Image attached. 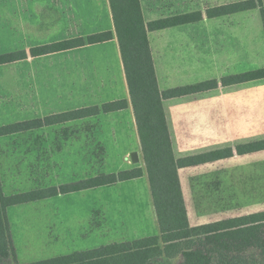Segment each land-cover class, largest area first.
<instances>
[{"label": "crops", "instance_id": "1", "mask_svg": "<svg viewBox=\"0 0 264 264\" xmlns=\"http://www.w3.org/2000/svg\"><path fill=\"white\" fill-rule=\"evenodd\" d=\"M240 1L245 0H140L146 24L201 15L194 21L148 32L160 90L219 81L213 89L164 99L176 158L225 148L235 151L232 157L179 168L189 221L192 212L196 213L190 206L201 205L198 192L220 189L214 187L219 183L217 177L202 181L201 175L221 163L223 168L224 163L233 165L235 159L264 154V150L236 152L239 145L264 139V78L222 83L224 77L264 68V5L229 14H208L209 9ZM102 32H113L114 37L45 55L30 53L35 46ZM0 33L3 39L22 40L13 46H0V54L20 50L28 54L0 65V126L127 101L122 109L1 135L4 195L52 187L57 191L52 197L8 206L7 215L13 207L32 203L81 204L87 216L47 220L46 228L65 233L77 222L79 231L88 233L82 235L87 238L109 226H104L106 217L98 214L96 199L93 203L83 199L125 184L136 187L138 194V182L142 181V188L148 189L154 223L159 227L110 0H0ZM134 151L139 156L136 163L131 158ZM114 158L120 160L121 169L112 172L109 164ZM138 167L144 170L138 178L69 193L62 190L65 184Z\"/></svg>", "mask_w": 264, "mask_h": 264}, {"label": "trees", "instance_id": "2", "mask_svg": "<svg viewBox=\"0 0 264 264\" xmlns=\"http://www.w3.org/2000/svg\"><path fill=\"white\" fill-rule=\"evenodd\" d=\"M116 34L127 74L132 104L141 139L146 172L150 182L160 234L102 246L25 264H264V211L204 225L192 226L179 177V168L232 157L233 148L176 158L164 111V99L198 93L219 86L209 80L161 91L156 75L148 32L194 21L201 15L161 19L146 24L140 0H110ZM264 5V0H245L209 9V15L229 14ZM114 37L113 32L70 38L31 48L39 56L99 43ZM25 50L0 54V65L27 57ZM264 78V68L224 77L230 85ZM127 101L110 102L45 119L0 126V136L30 128L85 117L101 111L126 107ZM264 150V139L237 146L238 154ZM144 175L143 168L98 175L62 187L64 193L114 184ZM55 188L5 196L0 179V264H21L11 234L7 207L55 196Z\"/></svg>", "mask_w": 264, "mask_h": 264}, {"label": "rangeland", "instance_id": "3", "mask_svg": "<svg viewBox=\"0 0 264 264\" xmlns=\"http://www.w3.org/2000/svg\"><path fill=\"white\" fill-rule=\"evenodd\" d=\"M2 39L1 37L0 46H13V43L22 41L19 38ZM255 156L256 159H235L233 165L224 163L223 168L220 166L221 163L216 168L211 167L206 175H201L202 181L217 177L219 183L214 187L220 189L198 192V196L200 194L202 197L197 198L201 205L190 206L191 210L196 211L191 214L192 226L264 211V154ZM119 165L120 160L114 158L109 167L115 172L121 169ZM138 184L139 186L136 185L138 194L136 187L125 184L96 191L95 195L91 194L90 197L83 199L86 203L88 200L93 203L96 199L98 214L106 217L108 222L104 226H109L107 227L109 229L97 231L87 238L82 235L88 233H81L77 222H73L70 232L65 233L56 230L52 232L46 228L47 220H60L71 215L87 216V209L81 204L72 207L67 203L63 206L51 201L9 209L8 217L12 221L11 231L14 235L18 261L25 264L68 255L80 249L96 248L158 234L159 227L154 223L148 189L142 188V181ZM57 235H60V238H56ZM171 263L180 264L178 261Z\"/></svg>", "mask_w": 264, "mask_h": 264}, {"label": "water", "instance_id": "4", "mask_svg": "<svg viewBox=\"0 0 264 264\" xmlns=\"http://www.w3.org/2000/svg\"><path fill=\"white\" fill-rule=\"evenodd\" d=\"M131 158H132L133 162H135V163L138 162L139 161L138 152H136V151L132 152Z\"/></svg>", "mask_w": 264, "mask_h": 264}]
</instances>
